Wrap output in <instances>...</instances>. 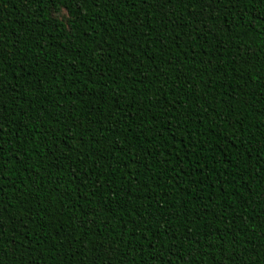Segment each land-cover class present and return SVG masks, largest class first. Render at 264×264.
<instances>
[{"label":"trees","instance_id":"obj_1","mask_svg":"<svg viewBox=\"0 0 264 264\" xmlns=\"http://www.w3.org/2000/svg\"><path fill=\"white\" fill-rule=\"evenodd\" d=\"M0 264H264V0H0Z\"/></svg>","mask_w":264,"mask_h":264}]
</instances>
